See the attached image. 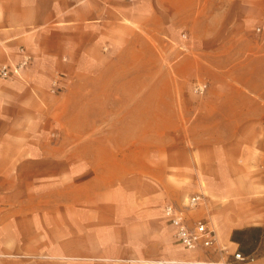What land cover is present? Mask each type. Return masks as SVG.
<instances>
[{
	"label": "crops",
	"instance_id": "obj_1",
	"mask_svg": "<svg viewBox=\"0 0 264 264\" xmlns=\"http://www.w3.org/2000/svg\"><path fill=\"white\" fill-rule=\"evenodd\" d=\"M258 26L264 0H0V264L264 262ZM192 195L223 252L176 240Z\"/></svg>",
	"mask_w": 264,
	"mask_h": 264
},
{
	"label": "built area",
	"instance_id": "obj_2",
	"mask_svg": "<svg viewBox=\"0 0 264 264\" xmlns=\"http://www.w3.org/2000/svg\"><path fill=\"white\" fill-rule=\"evenodd\" d=\"M133 1V0H130ZM255 32L264 39V28L258 26ZM29 59L26 57L22 63L13 69V72L18 75L20 69L27 65ZM9 76V69L7 66L0 68V77L6 78ZM58 76L53 80L54 90L58 87ZM207 85L200 84L195 86V91L202 93L206 90ZM202 202V195H192L184 200L182 209L174 205H167L164 208V213L168 217L170 224L174 227L176 240L186 249L194 250L203 248L206 250H213L216 253L224 251L219 244V238L213 224L206 219H197L190 221L186 217V213L195 210ZM232 260L229 257L223 258V262L204 261L196 264H264L259 261V257L255 254H244L240 250H235L232 254Z\"/></svg>",
	"mask_w": 264,
	"mask_h": 264
},
{
	"label": "rangeland",
	"instance_id": "obj_3",
	"mask_svg": "<svg viewBox=\"0 0 264 264\" xmlns=\"http://www.w3.org/2000/svg\"><path fill=\"white\" fill-rule=\"evenodd\" d=\"M52 215H54V213H53V212L51 213V217H52ZM55 230H56L55 228H51V231H53V232H54Z\"/></svg>",
	"mask_w": 264,
	"mask_h": 264
}]
</instances>
